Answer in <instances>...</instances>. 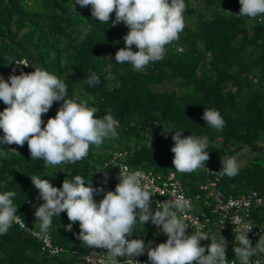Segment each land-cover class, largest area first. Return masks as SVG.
Segmentation results:
<instances>
[{
	"label": "trees",
	"instance_id": "16d2710c",
	"mask_svg": "<svg viewBox=\"0 0 264 264\" xmlns=\"http://www.w3.org/2000/svg\"><path fill=\"white\" fill-rule=\"evenodd\" d=\"M191 1L185 0V27L179 40L166 46L163 60L135 72L130 64L115 61L128 28L112 25L114 12L107 24L92 18L90 5L80 7L76 0H0V77L7 81L10 75L40 67L66 83V99L79 97L98 109L97 118L110 111L118 121L116 138H105L99 147L90 145L88 155L74 164L46 166L41 159H31L26 142L0 145V193H16L17 215L28 228L40 231L35 209L25 204L39 192L31 175L57 188L77 175L93 182L113 171L100 172V166L114 152H125L132 168L152 169L163 176L174 173L188 195L196 194L206 180L205 170L182 174L174 169L173 133L164 132L169 127L184 130L183 136H207L209 159L204 166L218 173L225 158L251 155L236 176L221 177L219 188L225 195L264 192V15H239V0H196L198 8ZM132 50L137 51L134 45ZM8 57L27 60L29 67L9 63ZM92 73L99 83L89 86L85 81ZM62 103L54 101L42 114V128ZM5 107L0 101V111ZM204 108L220 112L225 121L222 131L206 125ZM69 223L66 212L52 219L48 235L60 248L58 254L42 250L41 240L13 223L7 234L0 235V264H81L84 254L105 251L77 239L78 221L66 231ZM129 239L154 241L150 228L138 221ZM231 257L237 259L234 253Z\"/></svg>",
	"mask_w": 264,
	"mask_h": 264
},
{
	"label": "clouds",
	"instance_id": "9594fccd",
	"mask_svg": "<svg viewBox=\"0 0 264 264\" xmlns=\"http://www.w3.org/2000/svg\"><path fill=\"white\" fill-rule=\"evenodd\" d=\"M76 4L80 7L90 5L92 18L101 23L108 24L110 14L115 13L112 25L123 23L128 28L123 37L125 46L116 51L115 61L130 64L135 72H143L151 63L163 60L166 46L178 41L185 27V0H76ZM239 4L241 16L256 18L264 15V0H239ZM72 8L74 10L73 4ZM133 45L137 51L132 50ZM8 60L9 63L29 67L27 60H13L12 57ZM85 82L94 86L99 83V77L92 73ZM66 95V83L40 67L29 73L21 71L19 75H10L7 81L0 77V101L7 106L0 111V130L3 132L0 145L23 146L26 142L31 159H41L46 166H58L81 161L88 155L90 145L99 147L105 138L117 137L118 121L110 111L97 118L96 107L79 97L66 99ZM54 101L63 103L55 117L48 118L42 128V114L49 111ZM202 119L217 131H222L225 126L223 117L215 108H204ZM183 131L171 127L164 129L165 133H173L171 152L174 154V169L182 174L206 169L209 138L192 134L183 136ZM9 151L19 154L15 149ZM238 172L235 157L222 161V176L234 177ZM142 175L138 170L121 166L114 192L94 188L101 176L93 182L89 179L86 182L77 175L71 181L64 179L61 187L57 188L48 180L31 175V183L43 200L34 212L40 231L24 224L13 203L16 193L5 191L0 193V235L7 234L14 223L28 234L26 228L47 238L52 219L66 212L70 223L65 230L71 231L72 223L78 221L80 232L77 239L90 248L105 249L108 264H119L118 257H127V264H140L130 257L140 256L146 249L151 264H229L225 256L227 241L222 236L218 240L210 237L203 230V224L191 235L186 234L183 214L192 209L188 199L177 196L157 202L156 209L152 210L150 197L153 194L142 186ZM102 192L103 198L96 202L94 194ZM137 221L142 225L151 221L167 236L166 242L152 247L151 241L145 245L143 239H129ZM232 222L239 225L234 237L239 246L234 247V255L239 264H251L250 257L264 253V239H259L253 247L247 237L253 226L238 216ZM201 240H210L211 243L206 247L200 246Z\"/></svg>",
	"mask_w": 264,
	"mask_h": 264
},
{
	"label": "built area",
	"instance_id": "2783aa9c",
	"mask_svg": "<svg viewBox=\"0 0 264 264\" xmlns=\"http://www.w3.org/2000/svg\"><path fill=\"white\" fill-rule=\"evenodd\" d=\"M127 166L129 170H138L143 175L141 177L142 186L149 190L153 196L151 208L154 211L157 202H163L168 199H175L177 196H183L191 202L192 209L185 212L184 221L186 224V234L191 235L195 232L200 224H203L204 231L210 237L217 240L222 236L226 245V259L229 264H239V260L231 257L234 253L233 249L239 246L234 237L237 235L239 225H234L232 219L241 217L249 225L253 226L247 233L248 239L253 247L259 239H264V192L259 190H249L238 196H227L219 188L222 175L215 170L205 167L206 180L198 187L196 194L190 196L186 193L182 183L176 178L174 173L167 176L153 173L142 168H132L127 163L125 152H114L110 155L101 166L100 170L113 169L111 173H107L97 179L94 188H103L104 192L115 191L116 185L119 183V170L121 166ZM103 192L94 194V200L99 202L103 198ZM25 204L31 209H35L41 204L39 192L32 195L31 198L25 200ZM139 222V221H138ZM151 230L152 247L159 243L166 242L167 236L162 230L153 225L151 221L144 224ZM34 237L41 240V249L46 250L50 254H58L60 248L53 246L50 237L44 238L41 234L25 229ZM149 241H144L145 245ZM210 240H201L200 246H207ZM207 251H205V255ZM139 261L140 264H151L147 257V249L140 256L130 257ZM119 264H127V257H118ZM251 264H264V253H258L250 257ZM81 264H108V253L106 250L93 251L81 256Z\"/></svg>",
	"mask_w": 264,
	"mask_h": 264
},
{
	"label": "rangeland",
	"instance_id": "374dc122",
	"mask_svg": "<svg viewBox=\"0 0 264 264\" xmlns=\"http://www.w3.org/2000/svg\"><path fill=\"white\" fill-rule=\"evenodd\" d=\"M192 3H191V5H192V7L193 8H198V7H200V4L196 1V0H192L191 1ZM249 22H251V20L249 21ZM189 24H191V23H189ZM251 23H249V25H250ZM172 84L170 83V84H167L166 85V87H170ZM261 138H263L264 139V135H262V137ZM150 141H145L144 142V144L145 145H150ZM220 140L219 141H217V146H220ZM131 150H132V148H131ZM128 153H129V151H128ZM249 157H251V155L250 154H248V153H245L244 155H237V157H235L236 158V160H237V163H238V165H239V167H243L245 164H246V161H247V159L249 158ZM145 170V169H144ZM148 170H150V171H153L152 169H147V171ZM198 170H200V169H198Z\"/></svg>",
	"mask_w": 264,
	"mask_h": 264
}]
</instances>
